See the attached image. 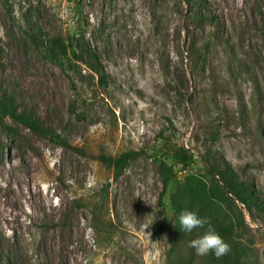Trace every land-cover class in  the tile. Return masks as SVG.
Returning <instances> with one entry per match:
<instances>
[{
	"label": "rangeland",
	"instance_id": "rangeland-1",
	"mask_svg": "<svg viewBox=\"0 0 264 264\" xmlns=\"http://www.w3.org/2000/svg\"><path fill=\"white\" fill-rule=\"evenodd\" d=\"M226 1L221 38L195 30L180 0H0V107L53 136L4 117L43 157L0 134L2 264H264L257 211L225 205L239 223L226 239L232 251L197 257L169 201L184 175L172 152L184 147L191 174L209 182L203 158L222 159L264 203V28L250 24L264 0ZM62 42L84 62L62 56ZM131 151L140 156L118 174L98 159ZM162 162L177 174L165 193Z\"/></svg>",
	"mask_w": 264,
	"mask_h": 264
},
{
	"label": "trees",
	"instance_id": "trees-1",
	"mask_svg": "<svg viewBox=\"0 0 264 264\" xmlns=\"http://www.w3.org/2000/svg\"><path fill=\"white\" fill-rule=\"evenodd\" d=\"M156 2H162L165 0H154ZM187 8L188 16L191 18L195 30H205L210 28V32L214 36H220L224 38L227 34L230 26V9L227 8L226 0H180ZM257 11V12H256ZM262 15V20L258 14ZM263 8L259 4H254L251 12L250 24L255 31H262L264 26ZM230 40L226 41V44ZM59 50L64 57L72 55L78 61L84 62L80 55L77 53V48L73 42L70 43H57ZM210 45L204 44L203 51L207 52ZM82 55L90 57L87 63L88 68L95 72L101 71V66L98 61V56L95 51L89 47L82 48ZM193 55H201L203 52L199 48L198 44L192 46ZM46 57L51 61L56 60V56L46 51ZM4 63V52L0 48V68ZM102 80L104 75L101 76ZM10 116L25 128H27L32 134L40 138L53 139V136L47 133L37 123L27 119L21 114H16L9 108L0 107V134L12 133L13 136L18 137L24 141L28 147L33 150L38 158L42 159V154L37 148L26 138H24L16 129L4 123V117ZM52 136V137H51ZM3 143L0 137V157L3 155ZM140 156L138 152H127L117 158L111 156H98V159L105 165L113 168L118 174L130 160H134ZM195 155L186 150L184 147L177 148L172 152V160L180 166V170L184 175L182 180L175 186L174 191L169 196L170 206L175 220V228L177 232L182 236V240L186 239L188 235L199 236L204 232V229H195L192 232H184L179 224V214L183 210L196 211L200 217L208 218L211 224L215 227L216 231L226 239L232 237L235 232V228L239 226L230 214L225 209V205L238 202L250 212L257 211L264 220V203L254 194L253 184L251 181L241 179L231 168L228 166L223 167L224 160L212 161L210 156L203 158L206 165L207 173L210 177L209 182L202 179L197 174H191L189 171L193 168ZM162 182L164 187V193L168 184L176 178L177 174L173 170V167L168 166L166 163L161 164ZM164 195V194H163ZM227 212V213H226ZM164 223L161 227H164ZM3 263V256L0 253V264ZM234 264H240L239 260L234 259Z\"/></svg>",
	"mask_w": 264,
	"mask_h": 264
},
{
	"label": "clouds",
	"instance_id": "clouds-1",
	"mask_svg": "<svg viewBox=\"0 0 264 264\" xmlns=\"http://www.w3.org/2000/svg\"><path fill=\"white\" fill-rule=\"evenodd\" d=\"M178 220L184 232L204 229L201 235L188 243V247L194 250L197 257L213 255L216 259H221L232 251L231 245L216 231L208 218L200 217L196 211L183 210Z\"/></svg>",
	"mask_w": 264,
	"mask_h": 264
}]
</instances>
